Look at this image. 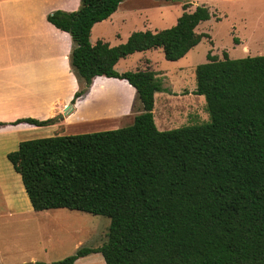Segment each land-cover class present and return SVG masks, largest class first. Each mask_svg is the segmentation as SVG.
Returning <instances> with one entry per match:
<instances>
[{
    "label": "trees",
    "instance_id": "trees-1",
    "mask_svg": "<svg viewBox=\"0 0 264 264\" xmlns=\"http://www.w3.org/2000/svg\"><path fill=\"white\" fill-rule=\"evenodd\" d=\"M123 1L81 0L77 11H56L48 21L72 35L71 67L83 85L75 99L96 77L121 79L136 89L142 113L127 127L27 140L7 154L35 211L64 208L110 219L103 246L51 264L91 254L106 264H264V55L231 59L224 52L220 59L209 52L196 68L195 94L205 96L211 121L160 131L153 114L163 90L157 74L114 67L158 48L168 61L184 58L210 38L196 28L212 14L199 6L171 28L134 32L116 47L92 44L93 27ZM22 123L53 121L9 125Z\"/></svg>",
    "mask_w": 264,
    "mask_h": 264
},
{
    "label": "rangeland",
    "instance_id": "rangeland-1",
    "mask_svg": "<svg viewBox=\"0 0 264 264\" xmlns=\"http://www.w3.org/2000/svg\"><path fill=\"white\" fill-rule=\"evenodd\" d=\"M155 1L159 0H135L134 3H131L133 6L131 11L135 15L138 13L136 19L139 21V31L144 28L145 16H148L152 22L150 26L152 31L158 28V24L153 20L152 7H154ZM81 5L80 1V5L76 10ZM45 8L48 7H37L38 11ZM57 10H61V8ZM25 11L28 14L37 13V10L32 9ZM254 14L248 15V22H250L251 27H254L255 21H258L257 36L262 35L260 40H264V16L258 18ZM243 16L246 17V15ZM229 22L226 24L229 29L236 26L240 31L245 32L239 17L237 19L234 17ZM145 25L147 26L146 23ZM107 27L111 37L115 28L109 25ZM103 30H106V26H103ZM118 30L116 28V31ZM125 30L126 27L124 26L122 31ZM250 30L248 29V31ZM96 31H98V28ZM96 36L95 32L92 39L95 40ZM115 39L113 35L110 40L114 41ZM236 40L227 35L225 30L217 33V44L224 47L223 49L227 52L230 49L231 59L258 56L242 54L240 49L233 50L231 46L234 45ZM93 43H96V41H93ZM210 48L211 46L204 42L196 48L191 58L187 55L176 62L166 60L161 48L150 52V58L155 63L154 68L157 72H155L157 79L163 88L161 92L155 94L154 108L156 126L160 131L202 125L211 121L205 96L195 94L197 89L196 66L207 62L209 52L223 59V49L218 51L216 48L213 52L209 51ZM135 57L138 58V54L128 60L121 61L117 69L135 72L143 68L142 64L138 67L133 62ZM78 85L79 92L83 89V85L79 80ZM131 89L132 87L121 79L98 78L82 97L75 99L74 96L73 100L68 103L74 109V117L69 119V123H67L68 120L64 119L65 121L57 122H64V124L56 125L55 129L28 128L0 134V264H31L29 262L32 260V262L37 263H47L51 260L58 261L62 256L75 254L80 248H98L108 241L110 219L107 217L67 209L41 213L34 210L28 212L26 207L30 205V200L21 177L14 171L13 166L7 159V154L16 151L19 144L27 140L116 130L132 125L135 118L142 113L143 108L137 93H134ZM64 90H66V87H64ZM60 93L63 94V90L57 94ZM64 102L66 103L67 100ZM127 102L134 104L132 114L126 117H113L117 113L128 112ZM65 108L62 113L46 112L38 114L45 120L53 121L60 114H67L64 113ZM160 115L162 119H160ZM169 115L171 116L170 120L168 119ZM97 116H107V119L84 122ZM55 124L53 122L49 126Z\"/></svg>",
    "mask_w": 264,
    "mask_h": 264
},
{
    "label": "crops",
    "instance_id": "crops-1",
    "mask_svg": "<svg viewBox=\"0 0 264 264\" xmlns=\"http://www.w3.org/2000/svg\"><path fill=\"white\" fill-rule=\"evenodd\" d=\"M80 1L0 0V122L10 123L24 118L46 121L38 113H62L66 105L73 100L79 89L78 79L71 67L70 56L73 49V38L70 33L63 32L52 25L48 21V16L56 11H77ZM134 2L135 0H124L109 19L97 23L90 33L92 44H95L93 41H102L108 43L110 47H116L125 44L132 33L138 32L139 21L136 19L138 13L136 12L137 14L135 15L131 11L133 9L131 3ZM185 5H188L187 9H184ZM41 6L48 8L38 11L37 7ZM153 6V20L158 24V28L152 31L150 27L152 22L148 16H145L144 28L140 31L156 32L171 28L177 24L178 19L185 12L193 13L197 7L206 6L209 8L212 17L210 20L200 23L196 28V32L209 35L210 38L204 37L199 45L207 42L211 46L209 51L214 52L216 48L220 51L224 47H220V44H217L216 37L218 32L225 30L227 35L237 39L234 41V45L231 46L233 50L240 49L241 53L245 55H264V40H260L262 35L257 36L256 32L258 31L256 28L259 27L257 26L258 21L256 20L254 23L255 28L251 27L250 22H248L249 14L255 13L254 15L258 18L264 16V0H159L155 1ZM58 8H61V10H57ZM28 9L37 10V13L28 14L25 11ZM243 15H246V17ZM234 17L241 19L245 32L240 31L236 26H232L230 29L226 26ZM107 24L115 28L111 35V37L114 35V38H116L114 41L110 40ZM123 25L126 27L125 31H122ZM103 26H106V30H103ZM97 28L98 31H96ZM116 28L119 30L116 31ZM248 29L251 30L248 31ZM95 32L97 36L93 40ZM199 45L187 54L190 58ZM152 51L155 50L137 52L122 58L114 68L121 74L128 72L127 70H118L117 66L121 61L128 60L138 54L139 57H135L133 62L138 67L142 64L143 68L137 69L156 72L155 63L150 58V52ZM223 51L229 57L231 56L230 49H228L229 52L225 51V49ZM98 78L115 79L96 77L92 86ZM123 81L130 85L127 81ZM58 87L60 88L57 89ZM64 87H66V90H64ZM62 90L63 94H57ZM131 90L137 93L134 87ZM54 95L56 96L55 98L53 97ZM66 100L67 102L65 103L64 101ZM127 103L128 112L117 113L113 117L131 115L134 104ZM73 117L74 109L65 115V119L68 120L67 123ZM106 119L107 116H97L91 117L84 122H96ZM160 119H162L161 115ZM168 119H171L170 115ZM154 120L156 123L155 117ZM61 124H64V122L45 127H36L26 123L17 126L7 125L0 127V134L28 128L55 129L56 125ZM63 209H50L38 212ZM26 210L33 212L32 210L34 209L31 202L30 205H27ZM66 257L68 256H62L58 261ZM32 261L29 263H37ZM53 262L56 261L51 260L47 264ZM92 263L106 264L101 254H91L75 262V264Z\"/></svg>",
    "mask_w": 264,
    "mask_h": 264
},
{
    "label": "water",
    "instance_id": "water-1",
    "mask_svg": "<svg viewBox=\"0 0 264 264\" xmlns=\"http://www.w3.org/2000/svg\"><path fill=\"white\" fill-rule=\"evenodd\" d=\"M72 109H73V107L68 105V106L65 108V112H64V113H68V112L71 111ZM64 119H65V114H60L58 117H55V118H54L53 122L57 123V122L62 121V120H64Z\"/></svg>",
    "mask_w": 264,
    "mask_h": 264
}]
</instances>
